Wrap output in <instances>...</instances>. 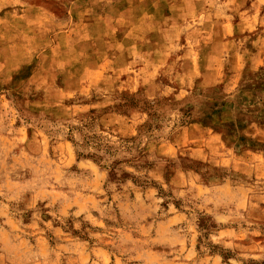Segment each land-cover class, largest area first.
Segmentation results:
<instances>
[{"label": "rangeland", "instance_id": "rangeland-1", "mask_svg": "<svg viewBox=\"0 0 264 264\" xmlns=\"http://www.w3.org/2000/svg\"><path fill=\"white\" fill-rule=\"evenodd\" d=\"M0 6V264H264V0Z\"/></svg>", "mask_w": 264, "mask_h": 264}, {"label": "crops", "instance_id": "crops-1", "mask_svg": "<svg viewBox=\"0 0 264 264\" xmlns=\"http://www.w3.org/2000/svg\"><path fill=\"white\" fill-rule=\"evenodd\" d=\"M0 7H3V6H0Z\"/></svg>", "mask_w": 264, "mask_h": 264}]
</instances>
